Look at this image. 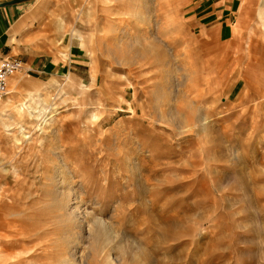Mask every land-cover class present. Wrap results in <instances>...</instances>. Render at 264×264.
<instances>
[{"label": "rangeland", "instance_id": "rangeland-1", "mask_svg": "<svg viewBox=\"0 0 264 264\" xmlns=\"http://www.w3.org/2000/svg\"><path fill=\"white\" fill-rule=\"evenodd\" d=\"M37 4L6 57L0 264H264V0Z\"/></svg>", "mask_w": 264, "mask_h": 264}, {"label": "crops", "instance_id": "crops-1", "mask_svg": "<svg viewBox=\"0 0 264 264\" xmlns=\"http://www.w3.org/2000/svg\"><path fill=\"white\" fill-rule=\"evenodd\" d=\"M2 1L6 0H0V2ZM39 14L40 9L37 0L0 7V60L6 57H13L14 48L22 46L23 39L30 31V23H35L39 19ZM24 51L27 53L32 52V50L28 49ZM22 62L24 65L26 64V62ZM30 65L32 67L38 66L34 57L31 59Z\"/></svg>", "mask_w": 264, "mask_h": 264}, {"label": "built area", "instance_id": "built-area-1", "mask_svg": "<svg viewBox=\"0 0 264 264\" xmlns=\"http://www.w3.org/2000/svg\"><path fill=\"white\" fill-rule=\"evenodd\" d=\"M23 69L24 64L20 59L3 58L0 60V100L6 94L8 78Z\"/></svg>", "mask_w": 264, "mask_h": 264}, {"label": "bare ground", "instance_id": "bare-ground-1", "mask_svg": "<svg viewBox=\"0 0 264 264\" xmlns=\"http://www.w3.org/2000/svg\"><path fill=\"white\" fill-rule=\"evenodd\" d=\"M137 8H138V6H137ZM133 13V12H132ZM118 30H120V29H118ZM125 30V29H124ZM123 31V30H122ZM116 32V31H115ZM125 33V32H124ZM123 33V34H124ZM120 34H121V32H120ZM119 34V35H120ZM125 35V34H124ZM123 36V35H122ZM125 36H127V35H125ZM123 38V37H122ZM248 90V89H247ZM58 154V153H57ZM56 155V154H55ZM66 166H67V164H66ZM70 172V171H69ZM70 173H68V177L70 178ZM71 179V178H70ZM78 189H80L79 187H78ZM67 192V191H66ZM80 192V191H79ZM83 193V192H82ZM66 194V193H65ZM70 197H71V193L70 192H67V194H66V197H64V195L62 196V198H60L59 200H58V202H60V205H62V206H64V207H60L61 209H63L64 208V213H59V214H61V217L63 218V217H67V219H68V217H70V216H73L74 215V213H73V210L70 208V206L68 207V205H70V203H69V201H70ZM77 200H79V199H77ZM78 202V201H77ZM73 207V206H72ZM76 207V206H75ZM60 208H59V212H61V210H60ZM74 208V207H73ZM77 208V207H76ZM85 208V207H84ZM84 208H82V209H84ZM78 213H79V211H78ZM81 213H83V212H81ZM86 214V213H85ZM85 214H84V216H85ZM76 216H77V214H75ZM83 215V214H82ZM79 216V215H78ZM83 216V217H84ZM80 219V218H79ZM73 221V220H72ZM76 221V220H75ZM74 222V221H73ZM95 222V221H94Z\"/></svg>", "mask_w": 264, "mask_h": 264}, {"label": "water", "instance_id": "water-1", "mask_svg": "<svg viewBox=\"0 0 264 264\" xmlns=\"http://www.w3.org/2000/svg\"><path fill=\"white\" fill-rule=\"evenodd\" d=\"M25 1H30V0H6V1L0 2V7L12 5V4L20 3V2H25Z\"/></svg>", "mask_w": 264, "mask_h": 264}]
</instances>
